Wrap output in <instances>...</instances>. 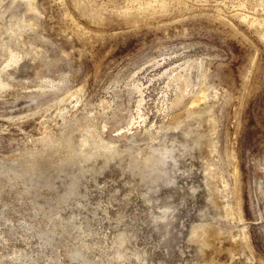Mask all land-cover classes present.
<instances>
[{
    "label": "rangeland",
    "instance_id": "rangeland-1",
    "mask_svg": "<svg viewBox=\"0 0 264 264\" xmlns=\"http://www.w3.org/2000/svg\"><path fill=\"white\" fill-rule=\"evenodd\" d=\"M0 81V264H264V0H0Z\"/></svg>",
    "mask_w": 264,
    "mask_h": 264
},
{
    "label": "bare ground",
    "instance_id": "bare-ground-1",
    "mask_svg": "<svg viewBox=\"0 0 264 264\" xmlns=\"http://www.w3.org/2000/svg\"><path fill=\"white\" fill-rule=\"evenodd\" d=\"M40 8H35V11H39ZM36 12V14H37ZM41 13V12H40ZM35 14V13H34ZM39 14V13H38ZM42 14V13H41ZM40 14V15H41ZM42 16V15H41ZM30 25V24H29ZM99 27H105V23L104 22H100L99 24ZM32 26V24H31ZM66 27V26H65ZM30 28V27H29ZM226 28L232 33V29L230 27H227ZM30 30V29H29ZM13 31V30H12ZM34 33V32H33ZM234 33V32H233ZM36 39V37H35ZM42 54V53H41ZM29 58V57H28ZM17 60V59H16ZM23 60V59H22ZM25 64V63H24ZM44 70V69H43ZM42 68H40L39 70H37L36 72V75L38 77H41L42 76ZM31 76V75H30ZM33 77V76H32ZM29 78V77H28ZM12 79V78H11ZM44 79V78H43ZM178 79L179 80H183L184 81V77L182 75H179L178 76ZM9 79H7L8 81ZM29 80V79H28ZM3 81V80H2ZM0 81V82H2ZM6 81V80H5ZM4 82V81H3ZM2 82V83H3ZM1 83V84H2ZM28 83V82H27ZM181 83V82H180ZM205 83V82H204ZM203 83V84H204ZM5 84V83H4ZM3 85V84H2ZM213 87L211 88L210 92H204V91H201L200 93L196 94L190 101V103L188 104V106H186L185 108L183 109H180L179 111L177 112H174L171 114L170 118H169V122L167 123V127H170L172 129H178V130H181L180 133H175L173 132L171 135L167 136L169 133L167 132V135H165L164 138H162L160 141H157L159 143H154L156 145H153L152 147H150V151L147 152V155H143L145 158L149 157V156H152V154H156L158 153L159 157H161V163L162 164H166V163H169L170 164H176L177 162V158H176V161H173L171 158V160L169 159H166V156L168 155L169 157V154L170 153H173L171 151H173L174 148H177V150H179L181 152V154L183 155L185 153V150H184V147L183 148H180V146H184V143L188 140L187 139V134L191 131V128L193 129V131H196L194 134H188V136L190 137V139L192 138V140H194L195 142L198 141V150L199 151V155L202 157V158H208V161L210 160L209 159V154L211 152H213L215 150V147H216V144H215V140L214 138L212 137V134L211 131H215L216 129V125H217V122H218V115L216 114L215 112V100L217 98V93L215 91V86L212 85ZM2 87V86H1ZM182 93L178 95L179 99L180 97H182ZM235 96V95H234ZM238 96V95H237ZM242 99H243V96H242ZM177 102V100H176ZM238 103V102H237ZM234 114V112H233ZM236 114V112H235ZM234 114V116H236ZM79 118V117H77ZM76 118V119H77ZM77 123V122H76ZM79 123V122H78ZM166 127V129H167ZM170 129H168L169 131ZM175 130V131H176ZM177 130V131H178ZM167 130H165L166 132ZM171 131V130H170ZM200 132V133H199ZM76 134V133H75ZM166 134V133H165ZM58 135V134H57ZM90 136V135H89ZM156 139V138H155ZM84 141V140H83ZM152 141V140H151ZM150 143V142H149ZM84 145V144H83ZM149 145V144H148ZM189 145V144H187ZM181 146V147H182ZM119 147V146H118ZM147 148V147H146ZM117 150L119 151V153H123L121 151L122 148H117ZM137 152V151H136ZM118 153V154H119ZM139 155V154H137ZM171 155V154H170ZM157 156V157H158ZM175 156V155H174ZM156 157V156H155ZM156 157V158H157ZM4 159V158H3ZM154 159V158H153ZM152 159V160H153ZM159 159V160H160ZM175 159V158H174ZM156 159H154L153 162H155ZM178 163V162H177ZM209 163V162H208ZM167 166V165H166ZM154 168V167H153ZM162 169V168H161ZM164 169V168H163ZM165 172V170H163ZM209 169V168H208ZM154 170V169H152ZM169 170V169H168ZM210 170V169H209ZM167 171V170H166ZM210 172V171H209ZM207 174V172H205ZM209 176V175H208ZM212 176V175H211ZM236 177V176H235ZM173 182V181H171ZM239 182H237L238 184ZM258 183V182H257ZM178 186V190H187L186 188V185H182L180 186V181H176L175 183L173 182L172 186H175L177 187ZM237 186V185H236ZM239 188V184H238V187L237 189ZM235 189V188H234ZM182 193V191H181ZM175 198V197H174ZM237 203V202H236ZM201 227V230H202V234L203 236L205 237V234L207 232H209L210 230L213 229V227H208V225L206 227H203V226H199V228ZM198 227L197 228H194V231H197ZM215 232L216 230L219 232L220 235H223L224 234V231L221 229V228H214ZM144 231V230H143ZM107 232V231H106ZM132 232V231H130ZM134 232V231H133ZM125 233V232H124ZM196 233V232H195ZM107 234V233H106ZM128 235V234H127ZM133 235V233H132ZM137 237V236H136ZM135 237V238H136ZM202 237V235H201ZM231 238L233 239L232 235H231ZM127 239V238H126ZM239 243V241H236L235 239H233V247H231L229 249V252L230 253H233L234 252V248L236 246V244ZM216 250L219 251V248H217ZM80 252V251H79ZM213 252L214 250H211V249H208L207 250V256L206 257H203L201 262L199 264H220L218 259L213 255ZM236 253V252H235ZM204 253H202V251L200 252V255H203ZM205 255V254H204ZM81 256V255H80ZM83 258V256H82ZM77 259V258H76Z\"/></svg>",
    "mask_w": 264,
    "mask_h": 264
}]
</instances>
